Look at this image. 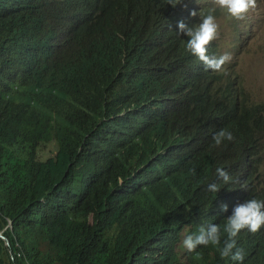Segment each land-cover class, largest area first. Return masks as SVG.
Wrapping results in <instances>:
<instances>
[{"label": "trees", "instance_id": "1", "mask_svg": "<svg viewBox=\"0 0 264 264\" xmlns=\"http://www.w3.org/2000/svg\"><path fill=\"white\" fill-rule=\"evenodd\" d=\"M187 8L200 10L194 24L226 12L208 0H0V264H237L181 241L264 199V93L230 65L239 51L213 71L184 48ZM221 127L233 138L216 145ZM236 242L239 264H264V225Z\"/></svg>", "mask_w": 264, "mask_h": 264}, {"label": "clouds", "instance_id": "2", "mask_svg": "<svg viewBox=\"0 0 264 264\" xmlns=\"http://www.w3.org/2000/svg\"><path fill=\"white\" fill-rule=\"evenodd\" d=\"M179 2L180 0H175V3ZM215 2L236 18L242 17L255 4V0H215ZM199 11L187 8L185 17L176 22V30L183 39H186L184 48L203 62L206 70L221 71L233 56L231 57V52L227 50L216 51L210 46L218 36V25L211 9L201 15L196 24H194L195 20H189L191 17H197ZM232 138L233 133L227 127H221L212 133V142L216 145ZM215 173L219 180L225 183L231 179L228 171L223 167L217 166ZM206 189L216 193L220 189V184L211 181L206 184ZM228 207L227 203H221L220 211H226ZM262 225H264V199L251 196L234 203L231 211L225 216L223 224L215 222L201 224L196 231L185 234L181 244L188 251L193 250L197 245L217 246L220 257H228L239 264L243 261L245 253L236 242L237 234L241 229L255 232Z\"/></svg>", "mask_w": 264, "mask_h": 264}, {"label": "rangeland", "instance_id": "3", "mask_svg": "<svg viewBox=\"0 0 264 264\" xmlns=\"http://www.w3.org/2000/svg\"><path fill=\"white\" fill-rule=\"evenodd\" d=\"M216 4L217 3L215 0H208V5L219 6ZM247 11L245 13L247 17L243 15L244 17L241 18H235L227 11L224 12L227 14L225 15L226 17H223V13H217L215 19L218 29L220 30H218V36L215 39L229 41L233 45L228 47V50L231 52L232 56L238 51L240 52L239 57L237 59H233L230 62V65H233L237 71H243L245 77L248 80H252L255 83L254 87H259L260 94H263L264 48H262V41H264V0H255L254 6L250 7ZM244 19H246V21H244ZM237 20L240 25L236 22ZM235 23L237 26H239V28H237ZM241 24L243 28H241ZM230 28L232 31H230ZM236 28L239 32L236 30ZM249 37L251 38L249 41H247L246 39ZM40 148V153L42 156L54 155L57 150V141L56 139H52L51 142L42 144Z\"/></svg>", "mask_w": 264, "mask_h": 264}, {"label": "bare ground", "instance_id": "4", "mask_svg": "<svg viewBox=\"0 0 264 264\" xmlns=\"http://www.w3.org/2000/svg\"><path fill=\"white\" fill-rule=\"evenodd\" d=\"M216 5H217V4H216ZM218 7H219V6H218ZM222 10H223V9H222ZM252 10H253V9H252ZM254 10H255V9H254ZM249 11H250V10H249ZM220 12H221V11H220ZM247 12H248V11H247ZM219 14H220V13H219ZM221 15H222V14H221ZM223 15H224L223 17H226L225 15H227V14H225L224 11H223ZM228 15H229V14H228ZM244 15H245V14H244ZM249 15H250V14H249ZM245 16H246V15H245ZM215 17H216V16H215ZM242 17H244V16H242ZM246 17H247V16H246ZM235 18H236V17H235ZM240 18H241V17H240ZM222 19H223V18H222ZM222 19H221V20H222ZM225 19H226V18H225ZM248 19H249V18H248ZM231 20H232V19H231ZM223 21H224V19H223ZM244 21H246V19H244ZM233 22H234V21H233ZM233 22H232V23H233ZM236 22L238 23V20H237ZM241 23H242V21H241ZM243 23H244V22H243ZM247 23H248V22H247ZM238 24L240 25V23H238ZM235 25L237 26L236 23H235ZM222 26H223V25H222ZM241 26H242V24H241ZM231 27H232V26H231ZM237 28H239V26H237ZM237 28H236V30L238 31ZM241 28H243V26H242ZM218 30H220V29H218ZM239 30H241V29H239ZM230 31H232L231 28H230ZM237 31H236V32H237ZM238 32H239V31H238ZM241 33H242V31H241ZM214 40H216V39H214ZM0 236H1L2 238H4L5 235H0ZM5 237H6V236H5ZM6 244H8L7 241H6Z\"/></svg>", "mask_w": 264, "mask_h": 264}, {"label": "water", "instance_id": "5", "mask_svg": "<svg viewBox=\"0 0 264 264\" xmlns=\"http://www.w3.org/2000/svg\"><path fill=\"white\" fill-rule=\"evenodd\" d=\"M0 235H3V234H2V232H0ZM4 239H6V237H5V236H4ZM7 243H9V242H8V240H7Z\"/></svg>", "mask_w": 264, "mask_h": 264}]
</instances>
